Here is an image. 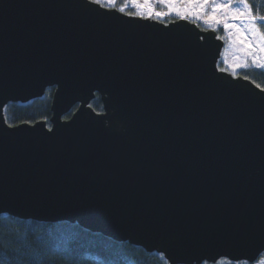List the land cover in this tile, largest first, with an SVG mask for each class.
<instances>
[{
	"label": "water",
	"instance_id": "obj_1",
	"mask_svg": "<svg viewBox=\"0 0 264 264\" xmlns=\"http://www.w3.org/2000/svg\"><path fill=\"white\" fill-rule=\"evenodd\" d=\"M224 46L180 18L0 0V215L77 224L168 264L257 261L264 90L219 68ZM50 87V125L7 124L10 103Z\"/></svg>",
	"mask_w": 264,
	"mask_h": 264
},
{
	"label": "trees",
	"instance_id": "obj_2",
	"mask_svg": "<svg viewBox=\"0 0 264 264\" xmlns=\"http://www.w3.org/2000/svg\"><path fill=\"white\" fill-rule=\"evenodd\" d=\"M249 2L255 10V0ZM260 12L264 14V5ZM239 75L264 89V70L248 68L241 70ZM54 91L55 87L49 88L44 97L27 104L10 103L5 111L7 124L14 126L44 120L50 125ZM91 106L98 112L103 111L98 95ZM34 254L42 257L45 264H168L157 253H148L141 247L114 241L100 233L94 234L77 224H52L0 215V264H32Z\"/></svg>",
	"mask_w": 264,
	"mask_h": 264
},
{
	"label": "snow or ice",
	"instance_id": "obj_3",
	"mask_svg": "<svg viewBox=\"0 0 264 264\" xmlns=\"http://www.w3.org/2000/svg\"><path fill=\"white\" fill-rule=\"evenodd\" d=\"M91 2L121 13L131 5L136 11L128 15L147 19L174 15L182 20L202 21L212 31L222 28L224 37L220 38H227L226 52H231L232 75L249 67L264 70V14L260 12L264 0H259L255 10L249 0H128L122 7H118V0ZM158 7L166 11H158ZM243 78L247 79L246 76ZM32 264H45V260L34 254ZM257 264H264V257Z\"/></svg>",
	"mask_w": 264,
	"mask_h": 264
},
{
	"label": "rangeland",
	"instance_id": "obj_4",
	"mask_svg": "<svg viewBox=\"0 0 264 264\" xmlns=\"http://www.w3.org/2000/svg\"><path fill=\"white\" fill-rule=\"evenodd\" d=\"M126 3H128V0H118V7H122V6H124ZM257 0H255V5H257ZM263 6V5H262ZM262 6L260 7V9H262ZM158 11H161V12H163V11H166V9H164L163 7H158V9H157ZM136 11V9H134V8H132L131 7V5H129L128 7H127V9H126V11L124 12V13H126V14H128V13H134ZM135 16V15H134ZM176 19H178L179 20V18L178 17H176V16H163V17H160L159 19H154V20H157V21H161V22H168V21H173V20H176ZM189 21H192V22H195L196 24H198L199 25V27H201V28H203V29H210L208 26H206L202 21H199V20H195V19H188ZM220 30H222V32H221V34L219 35L220 37H224V32H223V29L222 28H220L217 32H219ZM222 40H224V42H225V46H224V49H223V52H222V56H221V58H220V60H219V63H218V66H219V68L223 71H227V72H229V73H231L232 74V68L230 67V63H231V52H226V49H227V47H228V45H227V38L225 37L224 39H222ZM249 68H255V67H249ZM255 69H257V70H262V69H258V68H255ZM241 70H244V69H241ZM241 70H239L238 72H237V75L236 76H238L239 75V72L241 71ZM262 257H264V256H262ZM261 258V257H260ZM259 258V259H260ZM258 259V260H259ZM257 260V261H258ZM227 262H225V261H219L218 263H216V264H240V263H242V264H248V263H246V262H239V263H232V262H229L228 260H226ZM257 261L255 262V263H253V264H257Z\"/></svg>",
	"mask_w": 264,
	"mask_h": 264
}]
</instances>
